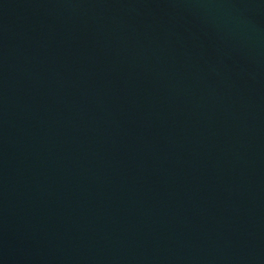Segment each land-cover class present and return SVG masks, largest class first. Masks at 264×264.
Masks as SVG:
<instances>
[{
	"label": "water",
	"instance_id": "obj_1",
	"mask_svg": "<svg viewBox=\"0 0 264 264\" xmlns=\"http://www.w3.org/2000/svg\"><path fill=\"white\" fill-rule=\"evenodd\" d=\"M0 264H264V0H0Z\"/></svg>",
	"mask_w": 264,
	"mask_h": 264
}]
</instances>
